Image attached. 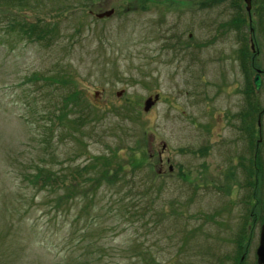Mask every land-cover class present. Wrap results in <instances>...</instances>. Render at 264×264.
<instances>
[{"label": "rangeland", "instance_id": "obj_1", "mask_svg": "<svg viewBox=\"0 0 264 264\" xmlns=\"http://www.w3.org/2000/svg\"><path fill=\"white\" fill-rule=\"evenodd\" d=\"M13 14L53 24L52 36L4 31ZM258 46L264 53L260 38ZM248 50L241 0H0V264H257L262 220L248 216L251 187L235 158L223 166L238 149L229 141L237 121L225 115L253 93L245 99L252 74L237 63ZM55 76L73 85L46 82ZM73 86L86 100L69 116L89 119L82 142L53 139L43 153L44 98L55 105ZM113 150L142 164L88 199L56 203L63 187L39 190L23 178L44 167L71 184V168Z\"/></svg>", "mask_w": 264, "mask_h": 264}, {"label": "trees", "instance_id": "obj_2", "mask_svg": "<svg viewBox=\"0 0 264 264\" xmlns=\"http://www.w3.org/2000/svg\"><path fill=\"white\" fill-rule=\"evenodd\" d=\"M53 30V24L49 28L47 23H41L40 20L38 22L15 20V14L9 18L7 25L4 27V31L9 33L18 32L22 38L30 41H40V39L44 37L46 38L49 33H51L52 36ZM34 76L35 75L29 78V81L37 82L38 80ZM46 82L51 86L55 84L54 87H57L58 89H64L66 86L70 87L67 85L70 83V80L65 79L63 76L49 77L47 78ZM54 87L53 90L57 89ZM249 91H251V87L248 85L244 92L245 99L246 96L249 95ZM250 98H252V96H249L248 101H250ZM47 101L48 99L44 98L43 109L38 112L40 120V125H38V139L41 142L39 145L42 149V152L44 153L51 149L53 139H59L60 141L64 136L69 139L71 138L73 141H77L78 143L82 142L77 136H82V128L84 127L85 122H87L89 119L87 116L82 114H80L81 116L79 115L80 118L69 117L72 113L83 109L85 106L86 100L82 92L76 86H73L70 89L65 90L64 93L60 95V98L55 102V105L49 104ZM79 112L84 113L82 111ZM117 151L118 150H113L108 155L102 154L98 156H88L85 164L81 166L77 165L76 167L71 168L68 174L74 182L71 184H63L64 181L59 174L50 170L47 171L44 169V167L39 169L38 167H34L33 172L23 175V178H26L27 182L31 186H34L39 190L58 188V186L63 187L64 194L58 197L56 203H60L61 201H64L63 204L71 203L75 198L78 197H76V195H80L81 199H88L87 196L91 197L94 194V189L98 188L101 184H105L108 187L113 186L116 177H120V175L124 173L127 168L139 169V165L142 164L143 160L137 159L131 150L128 151V154L124 159L119 156ZM48 156L50 155L48 154ZM73 158H75V156H73L72 159ZM79 181H84V184L86 182L90 183L91 186L83 187L81 191L79 187ZM77 189L78 191H76ZM89 201L91 202V200ZM83 209H87V203L84 205ZM83 215L85 217L84 219L88 221L89 216L87 214ZM254 216L251 218H254V220L257 219V216ZM75 218L77 220L80 219L77 216ZM247 219L249 218L247 217ZM260 219L262 220L261 223H263L264 217H261ZM245 239L247 238H244V240ZM238 246V249L240 250L241 246L239 244Z\"/></svg>", "mask_w": 264, "mask_h": 264}, {"label": "flooded vegetation", "instance_id": "obj_3", "mask_svg": "<svg viewBox=\"0 0 264 264\" xmlns=\"http://www.w3.org/2000/svg\"><path fill=\"white\" fill-rule=\"evenodd\" d=\"M263 5L264 0H260V2H258V0H253L252 7L250 4V9L252 10L251 13L250 9L249 12L245 10L249 29L248 51L251 54L248 55L246 52L245 58H240L237 61L238 67L241 69L240 72H243V67L247 66L248 73L252 74L250 76L251 84L249 83V87L251 86L253 89L251 99L252 101L247 100L246 108L244 109H249V113L245 118L243 115L244 110H238L233 115H225L227 121L229 119L237 121L235 129L232 131L235 133V141H229L232 145L236 144L238 149L234 154L228 152L229 157L226 158L225 156L223 166H228L229 159L231 160L232 158H235L236 161H234L233 164L236 166V169L241 170V184H246L247 186L251 187V192H249L247 195V198H249L247 202L251 204L248 209V216L250 217H253L254 212H257L256 214L260 217H264V208L263 210L260 208L264 207V128H262L261 123L262 118H264V102L260 100V93L262 92V87H264V53H261L258 46L259 38L260 40L264 41ZM257 73L259 74L260 86L256 91L253 86V78ZM241 76L243 77V73ZM240 91L239 92L242 94L243 89ZM249 104H251L250 108L248 107ZM161 154V152L158 153L159 159ZM231 166L232 164L229 167ZM224 169L227 170L228 167ZM158 174L163 175L161 168L159 169ZM228 174L229 173L227 172L224 173L223 180L229 178ZM257 181L262 183V187L261 185L260 187H257ZM261 189L262 193L259 194ZM262 224L264 223H261V225Z\"/></svg>", "mask_w": 264, "mask_h": 264}, {"label": "water", "instance_id": "obj_4", "mask_svg": "<svg viewBox=\"0 0 264 264\" xmlns=\"http://www.w3.org/2000/svg\"><path fill=\"white\" fill-rule=\"evenodd\" d=\"M243 3L245 4V10L249 12L250 9V4L251 0H242ZM113 10L109 11H104L101 13H98L95 15L96 18H104V17H109L112 15ZM253 86L255 90L257 91L260 86V79H259V74L257 73L254 78H253ZM95 95L97 92L94 93ZM120 93H117L119 95ZM158 94H154L153 96H148L144 101H143V106H142V112L147 113L151 107L154 106V104L158 101ZM162 148H164V145H162ZM171 171V169H170ZM255 256H256V263L257 264H264V224L261 225L260 227V232H259V238H258V245L255 250Z\"/></svg>", "mask_w": 264, "mask_h": 264}]
</instances>
